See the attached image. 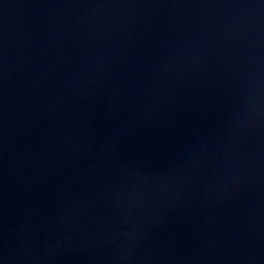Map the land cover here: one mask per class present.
Masks as SVG:
<instances>
[{"label":"water","instance_id":"water-1","mask_svg":"<svg viewBox=\"0 0 264 264\" xmlns=\"http://www.w3.org/2000/svg\"><path fill=\"white\" fill-rule=\"evenodd\" d=\"M0 264H264V0H0Z\"/></svg>","mask_w":264,"mask_h":264}]
</instances>
